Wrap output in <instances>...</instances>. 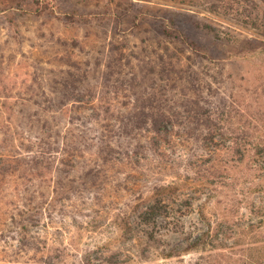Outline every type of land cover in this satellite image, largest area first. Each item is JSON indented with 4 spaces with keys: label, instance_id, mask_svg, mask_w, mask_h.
Segmentation results:
<instances>
[{
    "label": "rangeland",
    "instance_id": "rangeland-1",
    "mask_svg": "<svg viewBox=\"0 0 264 264\" xmlns=\"http://www.w3.org/2000/svg\"><path fill=\"white\" fill-rule=\"evenodd\" d=\"M114 60L126 87L110 72ZM101 100L132 120L138 109L178 111V128L161 141L160 158L139 127L122 162L104 167L99 185L82 192L80 213L53 212L47 227H32L34 237L71 243L76 261L107 254L105 245L138 255L132 238L119 237L115 215L158 197L168 212L155 231L170 245L188 242L207 220L253 223L245 239L264 243V215L248 206L264 203L256 188L264 154L253 149L264 140V0H0L1 141L2 109L38 112L40 124L79 128L90 139L94 126L84 121ZM235 140L249 152H236ZM5 234L1 240L0 226V264L10 252L4 241H12Z\"/></svg>",
    "mask_w": 264,
    "mask_h": 264
},
{
    "label": "trees",
    "instance_id": "trees-1",
    "mask_svg": "<svg viewBox=\"0 0 264 264\" xmlns=\"http://www.w3.org/2000/svg\"><path fill=\"white\" fill-rule=\"evenodd\" d=\"M108 67L110 72L117 73L118 85L126 87L128 80L118 60L110 61ZM107 102L98 101L88 121H84L94 126V136L90 139L79 128L71 132L67 128L64 132L59 125L40 124L42 119L38 112L2 109L7 134L3 141L0 139L1 240L7 232L12 241H4L10 252L1 264H141L158 257L183 262L185 254L197 255L193 264H264V243L252 247L253 242L245 239L248 230L251 233L257 230L253 223L248 225L249 229L236 220L226 223L207 220L206 226L188 242L166 243L155 231L159 216L166 217L168 212V207L158 197H153L144 207L145 202L134 204L128 211L123 210L124 214L115 215L119 237L132 238L138 255L128 250L124 253L111 251L105 245L107 254L92 257L87 253L76 261L77 255L69 253L71 243L43 241L32 235V227L41 222L47 227L46 220H50L55 211L64 215L72 208L73 213H80L78 207L82 204L76 201L82 192H91L99 185L96 178L104 167L122 162L121 150L131 147L130 143H124L136 136L139 127L149 130L151 146L160 158L163 157L160 143L167 141L168 134L178 128V111L138 109L132 120V114L120 115L110 109ZM50 112L56 113L51 109ZM234 142L236 152L242 151L244 155L249 152L246 143ZM253 149L258 156L264 154V140L256 143ZM162 186H156L154 193H160ZM5 188L9 189L7 193ZM256 188L264 194V177ZM248 206L251 213L264 215V203L257 206L250 200ZM200 212L204 214L203 210ZM259 222L260 227H264V222Z\"/></svg>",
    "mask_w": 264,
    "mask_h": 264
}]
</instances>
